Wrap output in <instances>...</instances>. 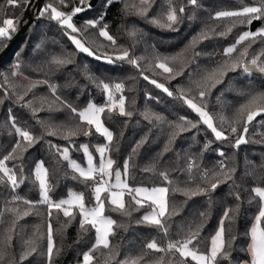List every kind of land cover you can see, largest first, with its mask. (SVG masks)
Returning a JSON list of instances; mask_svg holds the SVG:
<instances>
[{
    "label": "snow or ice",
    "instance_id": "6c2138e0",
    "mask_svg": "<svg viewBox=\"0 0 264 264\" xmlns=\"http://www.w3.org/2000/svg\"><path fill=\"white\" fill-rule=\"evenodd\" d=\"M114 2L115 0H105L104 7L107 8ZM5 3L11 8L20 7L23 4L26 9L32 0H5ZM57 3L59 6L68 7L67 0H57ZM122 3V12L126 16L136 15L149 19L148 14L157 0H122ZM237 3L240 7L221 8L214 14H209L208 21L215 23L205 22L204 27L192 37L189 44L174 55L159 53L154 46H150L152 53L148 55L137 56L130 52L128 48L118 44L117 39L110 34L108 24L103 23L106 12H101L97 19H88L81 27H77L73 18L86 9L92 8L91 0H79V5L73 6L70 12L61 10L53 2L46 3L39 10V17L47 15L50 20L57 22L65 29V35L79 53H85L97 60L103 59L109 64L126 61L139 70V74L145 81L162 90L168 97L180 100L199 117L198 121H193L179 115L175 120H169L168 117L154 112L151 108H146L141 113L150 124L167 125L170 131L164 148L165 152L172 150L170 146L182 133L191 132L194 129L199 131V125L202 124L211 131L215 141L226 143L233 153L232 156H228L224 149L217 148L215 151L218 157L223 159L217 160L211 168L202 167L203 153L211 150V145L214 143L212 140H207L199 154L184 153L186 167L180 171L187 173V180L173 179L172 169L164 168L157 174L160 183H154L151 187L142 183L134 186L129 182L132 178L131 169L134 166L132 160L138 154V149L146 142L147 136L137 142L131 154L123 160L121 170V166L117 165V161L110 155L111 152L119 150V142L115 140L114 132L106 126L104 119L106 112L108 119H111L114 113L120 117H132L133 111L126 107L128 98L123 94L126 87L125 81L106 82L103 78L89 73L88 79L100 88L106 97L105 101L100 105L89 101L85 107L77 108L58 95L59 85L51 83L47 78L53 68L58 71L74 63L71 54L62 50L61 53L53 54L42 64L37 65L33 71L44 73L45 78L34 80L21 71L22 62L19 60L20 54L17 53V61L12 64L10 70L7 73L0 72L3 84L11 90L10 93L6 91L4 97H15L17 103L30 110L33 118L45 108L48 111L67 109L71 114L70 122L53 124L37 120L47 136L59 135L62 139L71 141L72 137L79 135L90 137L97 134L105 142L95 145V152L99 157L98 163L88 143L79 145L78 150H82L85 157V164H81L71 158L69 147L47 141L49 150L53 152L54 157L59 158L57 163L67 162V167L71 170V179L78 181L85 188L84 191L69 189L66 197L56 199L52 195L55 185L50 180V170L46 167L44 160L35 161L34 168L29 169V176H25L24 153L43 140L44 135L37 136L28 128L19 125L12 110H8L7 123L10 124L16 139L10 150L0 157V186L9 190V195L3 197L4 208L0 210V224L5 223L3 219L5 215H10L6 226L0 229V264H24L33 254H38L44 264H55L56 258L62 253V246H57L53 220L59 222L61 215L66 218L59 225L61 230L67 229L77 221L78 217L79 233L88 234L94 230V242L87 251L80 254L82 260L78 258L77 264H110L112 261L116 264H264V183H262L264 182V171H262L264 160L260 164L251 160L246 161L250 167L246 169L244 176L250 177L256 184L245 190L250 191L248 203H255L257 211L254 213L250 227L244 233L247 238L246 246L239 249L246 255L243 259H237L233 255L237 250L238 234L231 231L241 215L242 185L237 183L235 163L232 166L227 163L228 160L234 159L242 145L264 144V132L260 133L259 140L249 139L250 127L259 117L264 116V90L252 87L239 90L238 94L244 97V101L235 108L230 117L219 115V126L215 122L217 117L208 110L207 106V98L211 95L212 89L223 83L230 72L250 75L255 69L259 74L264 75V0H252L251 3L237 0ZM187 5L192 6L193 13L185 16ZM4 7L5 5H0V10ZM160 7L161 10L149 19V23L162 29L177 31L185 18L190 21L195 20L196 11L202 9L203 5L200 0H186V3H181L177 8L174 0H163ZM254 22H259V26L252 30L251 26ZM18 24L19 19H3L0 26V39L10 40L12 34L18 31ZM238 25L248 26V30L242 31L234 43L223 49L221 60L216 61L214 66L206 68L200 79L192 82L195 86V95H192L191 85L178 86L175 90H170L165 83L144 74L145 71H151L153 77L163 76L164 80L169 82L174 80L177 76L184 74V68L196 57L208 55L212 58L211 53L195 50L198 43L214 37H226ZM89 28L96 29L98 36L108 43H99L93 39L91 44L96 45L94 50L80 38ZM126 31L129 38L133 40V45L143 39L134 26ZM253 45H259V48H253ZM42 46L43 40L35 47L40 49ZM106 47L114 50L116 53L114 57L102 51ZM189 50H191V56L187 55ZM145 51L147 52V49ZM141 62H144L143 67ZM173 65H179V67ZM17 77H22L27 83L15 82L13 78ZM42 85H47L51 98L35 96L33 90ZM128 90L132 91L131 88ZM29 93H33V98L26 100L25 97ZM146 95L147 99L158 102L157 97ZM219 99L220 97H217V101ZM37 100L40 102V107L35 106ZM3 103L4 98H0V104ZM134 105L133 98L131 106ZM259 124L264 127V119L259 120ZM240 125L242 128L238 127ZM121 135H123L122 132ZM176 156L179 160L181 154L176 153ZM8 161H19V163L9 167ZM143 171L155 173L157 162L146 165ZM64 174L69 175L67 172ZM28 180H31L33 186L37 188L39 199L33 200L18 193L17 190ZM228 182L233 185L228 195L235 199L236 204L226 207L213 233L203 237L201 233L210 218L214 204L212 193ZM177 192L186 197L184 204L194 197H206L207 208L198 211L196 219L188 224L177 225L173 233V217L179 216L183 211V207H178L171 199ZM141 209L147 210L143 215L135 218L134 223L155 229L157 235L145 241L137 255L117 260L116 258L120 255L119 246L114 244L111 238L116 236L117 229L128 231L133 214L140 212ZM107 212L118 213L126 220L118 221L106 214ZM30 215L41 217L42 222L35 226L31 236L22 238V250L19 256H16L9 250L14 247V237L19 236L22 231L19 221ZM97 253L99 255H96Z\"/></svg>",
    "mask_w": 264,
    "mask_h": 264
},
{
    "label": "trees",
    "instance_id": "16d2710c",
    "mask_svg": "<svg viewBox=\"0 0 264 264\" xmlns=\"http://www.w3.org/2000/svg\"><path fill=\"white\" fill-rule=\"evenodd\" d=\"M48 2H53L65 12H70L73 6L79 5V0H67L68 7L66 8L59 6L57 0H38L37 3H35V0H32V3L25 9L23 4L16 8L7 7L5 0H0V5H5L4 9L0 10V24L5 18H13L14 20L19 19V29L28 19L26 10L33 8L35 12L25 31L20 34L11 47L0 56V72L7 73L12 64L17 61L16 54L19 53V60L22 62L21 71L34 80L44 79V73L34 72L33 69L37 65L42 64L46 59H49L53 54H59L64 50L71 54L74 63L58 71L53 68L47 78L50 79L51 83L59 85L58 95L77 108L85 107L89 101L98 105L105 101V95L100 88L91 83L88 79L89 73L103 78L106 82H119L120 80H124L126 87L123 94L128 98L126 107L133 111L132 117H120L118 114L114 113L112 118L108 119V114L106 112L104 119L106 126L114 132L115 140L119 142V150L111 152L110 155L117 161V165L121 166V170L123 160L131 154L137 142L147 136L146 142L138 149V154H136L132 160L134 166L131 169L132 178L129 181L132 185L135 186L142 183L145 186L151 187L154 183H160L157 174L164 168L172 169L171 177L173 179L179 181L187 180V173L180 171V169L186 167L184 153L191 152L193 154H199L203 144L207 140H212L214 143L211 145V150L203 153L201 160L202 167L211 168L217 160L223 159L218 157L215 151L217 148L224 149L228 156H232L233 150L226 143L215 141L211 131L207 130L206 126L202 124L199 125V131L194 129L191 132L182 133L176 139L175 143L170 146L172 150L165 152L164 148L170 131L167 125L150 124L144 119L141 113L146 108H151L154 112L165 115L169 120H175L179 115L186 116L193 121H198L199 117L186 105L182 104L180 100L174 97H168L162 90L155 88L154 85L145 81L139 74V70L126 61H116L113 64H109L103 59L97 60L85 53H79L68 39L67 35H65L64 28L57 22L50 20L47 15L39 17V10ZM251 2L252 0H245V3ZM162 3L163 0H157V3L148 14L149 19L161 10L160 6ZM174 3L175 6L179 8L181 3H186V0H174ZM200 3L203 5V8L196 11V19L190 21L185 18L183 23L179 25L177 31L159 28L149 23V19L140 16H126L122 12V0H115V2L107 8L104 7L105 0H98L92 8L77 14L73 18V22L77 27H81L86 20L97 19L101 12H106L103 23L108 24L110 34L117 39L118 44L128 48L130 52L137 56L148 55L152 53V48L150 46H154L159 53L174 55L189 44L192 37L204 27L205 22L215 23L208 21L209 14H214L216 10H220L221 8L240 7L237 0H200ZM192 13V6L187 5L185 16L191 15ZM133 26L143 36V39L135 45H133V40L129 38L126 31ZM217 30L219 31L221 29ZM244 30H248V26L238 25L226 37H214L198 43L195 50L211 53L212 58H209L208 55L196 57L184 68L183 75L177 76L170 82L162 79L163 76L153 77L151 71H145L144 74L148 75L150 78H156L158 82L165 83L170 90H175L178 86L188 87L191 85L193 87L192 95H195V86L192 82L199 80L206 68L214 66L216 61L221 60L223 58L221 55L223 49L234 43L237 36ZM14 34L15 33L12 34V37ZM80 38L84 39L94 50L96 45L91 44L93 39L99 43H108L104 41L102 37L98 36L96 29L91 28ZM42 40L43 46L37 49L35 46L41 43ZM8 41L9 40L6 39H0V54ZM253 48L258 49L259 45H253ZM146 49L147 52L145 51ZM102 51L108 52V54L113 57L116 54L110 47H106ZM187 55H192L191 50H189ZM143 63L144 62H141L142 67ZM173 66L179 67V65ZM128 77H134L135 79H127ZM13 79L17 83H27L22 77ZM249 87L264 90V75L259 73H251L248 75L242 72H230L228 76L224 78L223 83L218 84L212 89L211 95L207 98V106L208 110L217 117L215 122L218 126L219 115L230 117L235 108L244 101V97L238 94L239 90H247ZM130 88L132 91L128 90ZM6 91L9 93L11 92L7 85L3 84L2 78H0V98H4V103L0 104V157L10 150L16 139L10 124L7 123L8 110L11 109L19 125L28 128L37 136L44 135L43 140L24 153L25 176H29V169L34 168L35 161L44 160L46 167L50 170V180L55 185V191L52 193L54 198L58 199L64 197L68 189L84 191V185L71 179V170L67 167V162L60 161L57 163L59 158L54 157L53 152L49 150L47 141L69 147L71 158L82 163L83 154L81 150H78L79 145L88 143L90 151H92L96 158L95 145L104 143V139L97 134L90 137L79 135L77 137H72L71 141H66L59 135L47 136L44 134L42 126L37 123V120L39 119L53 124L70 122V112L67 109L48 111L45 108V110L38 112L36 117L33 118L30 110L17 103L15 97L5 98L4 94ZM33 93L36 97L48 96L51 98L47 85L38 86L33 90ZM33 93H29L25 99H32ZM146 94L157 97L158 102L156 100L147 99ZM217 97H220L219 101H217ZM133 98L135 99V105L131 106V100ZM35 106L40 107L39 100L36 101ZM55 107L56 106H54V108ZM261 119H264V116L259 117L257 122H254L250 127L249 139H260V133L264 132V127H261L259 124V120ZM238 127L242 128V125ZM225 129H227V125H225ZM121 132L123 135H121ZM226 134H228L227 131ZM234 138L235 137H233V139ZM176 153L181 154L179 160L177 159ZM248 160L260 164V162L264 160V144L249 143L242 145L236 152L234 159L227 161L229 166L235 163L237 167V183L242 185L241 215L236 224L231 228V231L238 234V240L236 242L237 250L233 253L237 259L246 258L245 253L241 252L239 249L242 246H246L247 238L244 236V233L248 230L253 220L254 213L257 211L255 203H248L250 191L245 190L250 189V187L256 184L250 177L244 176L246 169L250 167V165L246 163ZM153 162H157V171L155 173L143 171L146 165ZM18 163L19 161L7 162L9 167ZM65 172L69 173V175L65 176ZM232 188V183L228 182L219 186L218 189L212 193L214 204L211 209L210 218L201 233L203 237H207L209 234L213 233L214 229L218 226V221L222 216L223 210L228 206L236 204L235 199L228 195ZM17 191L20 195L30 199H39L38 190L33 186L31 180L26 181ZM8 195L9 190L0 186V210L4 208L3 197ZM171 199L175 201L178 207H183V211L180 212V215L173 217V233H175L177 225L188 224L196 219L198 211H203L207 208V198L204 196L194 197L184 204L186 197L177 192ZM146 210L147 209H141L140 212L134 213L132 222L129 223L128 231L125 232L123 229H117L116 236L111 238L113 243L119 246L120 255L116 258L117 260H122L126 256L137 255L143 243L157 235L155 229L144 225H136L134 223V219L143 215ZM106 214L111 215L118 221L126 220V218L121 217L118 213L107 212ZM3 219L5 223L0 224V229L6 226L7 221L10 219V215H5ZM78 219L79 217L77 221L73 222L65 230H61L59 225L63 223L66 218L61 215L59 222L53 220V227L56 230L55 240L57 246H62V253L56 258L55 264H77L78 258H82L80 254L83 251H87L88 248L91 247V243L94 242V230H91L88 234L79 233ZM41 222V217L35 215H30L20 220L19 225L22 226V231L19 236L14 237V247L9 250L10 253H15L16 256H19L22 250V238L31 236L35 226L41 224ZM44 243L46 244V240ZM96 255H99V253ZM149 258L151 259L154 257ZM24 264H44V261L38 254H33ZM110 264H116V262L112 261Z\"/></svg>",
    "mask_w": 264,
    "mask_h": 264
},
{
    "label": "water",
    "instance_id": "95a60500",
    "mask_svg": "<svg viewBox=\"0 0 264 264\" xmlns=\"http://www.w3.org/2000/svg\"><path fill=\"white\" fill-rule=\"evenodd\" d=\"M97 1L98 0H91V4L94 6L97 3ZM26 13L28 14L27 21L18 29V31L14 34V36L8 41L7 45L5 46V48L2 51V53L0 54V56L2 54H4L5 51L11 47V45L15 42V40L18 38V36L20 34H22L25 31V29L28 27L29 23L32 20V15L28 9L26 10ZM258 26H259V22H254L253 25L251 26V29L255 30ZM252 73H258V72L255 69H253Z\"/></svg>",
    "mask_w": 264,
    "mask_h": 264
},
{
    "label": "rangeland",
    "instance_id": "374dc122",
    "mask_svg": "<svg viewBox=\"0 0 264 264\" xmlns=\"http://www.w3.org/2000/svg\"><path fill=\"white\" fill-rule=\"evenodd\" d=\"M38 2V0H35V3H37ZM29 11H30V13H31V15L33 16L34 15V10H33V8H31V9H29ZM0 26H2V23L0 24ZM162 79H164L163 77H162ZM106 98V97H105ZM82 151V150H81ZM82 154H83V152H82ZM94 155V154H93ZM95 156H96V158H97V163H98V159H99V157H98V154L95 152ZM73 159V158H72ZM81 164H85V157H84V155H83V162L81 163ZM86 166V165H85ZM69 190V189H68ZM74 190V189H73ZM77 191V190H76ZM67 195V194H66ZM66 195L64 196V197H66ZM253 221V220H252ZM252 223V222H251ZM251 225V224H250ZM250 227V226H249ZM81 260H82V258H81Z\"/></svg>",
    "mask_w": 264,
    "mask_h": 264
},
{
    "label": "built area",
    "instance_id": "2783aa9c",
    "mask_svg": "<svg viewBox=\"0 0 264 264\" xmlns=\"http://www.w3.org/2000/svg\"><path fill=\"white\" fill-rule=\"evenodd\" d=\"M104 103V102H103ZM103 103H101V104H103ZM100 105V104H99Z\"/></svg>",
    "mask_w": 264,
    "mask_h": 264
},
{
    "label": "crops",
    "instance_id": "0c3cea01",
    "mask_svg": "<svg viewBox=\"0 0 264 264\" xmlns=\"http://www.w3.org/2000/svg\"><path fill=\"white\" fill-rule=\"evenodd\" d=\"M96 162H97V158H96Z\"/></svg>",
    "mask_w": 264,
    "mask_h": 264
}]
</instances>
